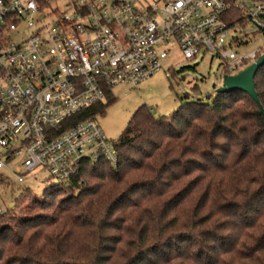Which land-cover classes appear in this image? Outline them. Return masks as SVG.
I'll list each match as a JSON object with an SVG mask.
<instances>
[{
	"label": "trees",
	"instance_id": "16d2710c",
	"mask_svg": "<svg viewBox=\"0 0 264 264\" xmlns=\"http://www.w3.org/2000/svg\"><path fill=\"white\" fill-rule=\"evenodd\" d=\"M255 84L264 107V66ZM181 99L170 115L133 113L116 166L85 161L37 196L38 213L0 214V264H264L259 105L242 90ZM64 185L76 191L56 203Z\"/></svg>",
	"mask_w": 264,
	"mask_h": 264
},
{
	"label": "built area",
	"instance_id": "2783aa9c",
	"mask_svg": "<svg viewBox=\"0 0 264 264\" xmlns=\"http://www.w3.org/2000/svg\"><path fill=\"white\" fill-rule=\"evenodd\" d=\"M245 25L264 34V0H0V172L21 184L41 169L66 181L85 161L116 166L95 111L107 90L148 80L176 51L236 74L264 53L229 38Z\"/></svg>",
	"mask_w": 264,
	"mask_h": 264
},
{
	"label": "rangeland",
	"instance_id": "374dc122",
	"mask_svg": "<svg viewBox=\"0 0 264 264\" xmlns=\"http://www.w3.org/2000/svg\"><path fill=\"white\" fill-rule=\"evenodd\" d=\"M253 30L250 25H245L242 30L232 31L229 38L233 35L239 36L246 44L242 50L254 51L264 46V34L254 33ZM222 70V60L211 53L186 59L176 51L165 61L163 68L148 80L137 86L129 83L115 86L112 89L115 101L97 119L107 136L115 142L133 113L142 105L151 109L155 117H159L172 114L180 106L181 98L186 95H189L191 100L211 101L216 89L222 84ZM195 85H198L197 88H194ZM12 165L15 166L14 163ZM55 181L57 178L52 177L49 171L44 169L25 173V180L21 184L12 173L2 171L0 204L4 208H10L14 217L36 214L39 210L38 208L33 210V202L43 200L44 197L37 196H41L44 189ZM61 190L63 191L56 203L76 191L67 185Z\"/></svg>",
	"mask_w": 264,
	"mask_h": 264
},
{
	"label": "water",
	"instance_id": "95a60500",
	"mask_svg": "<svg viewBox=\"0 0 264 264\" xmlns=\"http://www.w3.org/2000/svg\"><path fill=\"white\" fill-rule=\"evenodd\" d=\"M262 66H264V53L240 72L236 74H223L222 84L216 89V92L225 93L234 90L247 92L257 102L264 115V107L258 96L255 84V76Z\"/></svg>",
	"mask_w": 264,
	"mask_h": 264
},
{
	"label": "crops",
	"instance_id": "0c3cea01",
	"mask_svg": "<svg viewBox=\"0 0 264 264\" xmlns=\"http://www.w3.org/2000/svg\"><path fill=\"white\" fill-rule=\"evenodd\" d=\"M12 204V203H11Z\"/></svg>",
	"mask_w": 264,
	"mask_h": 264
}]
</instances>
